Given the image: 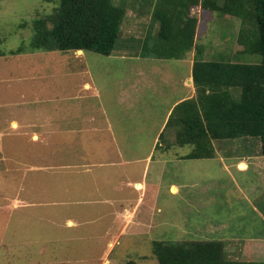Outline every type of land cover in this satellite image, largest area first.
<instances>
[{
    "label": "rangeland",
    "instance_id": "374dc122",
    "mask_svg": "<svg viewBox=\"0 0 264 264\" xmlns=\"http://www.w3.org/2000/svg\"><path fill=\"white\" fill-rule=\"evenodd\" d=\"M114 1L120 4L123 0ZM57 5L58 0H0V52L16 49L22 41L30 42L33 19L52 13ZM132 6L126 10L117 48L111 56L95 52L84 56V51L75 52L74 58H83L87 70L83 69L78 78L64 80L66 66L73 65L78 70L75 66L78 63L71 62L73 59L69 53L39 51L36 52L38 55L0 57V264H158L152 253L155 241L193 240H226L229 243H225V248L231 259L264 262V171L254 170V164L247 170L246 166L235 164L246 158L248 152L232 148L231 145L235 144L232 140H217L214 141L213 158L180 159L179 155L190 153L192 147L175 145L168 151L154 149V158L147 164L145 156L155 139L136 134L134 139L137 143L143 141L144 144L139 148L137 143L132 146V136H126V127L132 125L129 115L143 110L137 118H145L150 115L145 111L153 113L150 107L164 110L172 97L171 94L166 99H158L149 91L150 106L142 100L138 108L134 107V102L130 104L128 98H119L122 87L129 96L132 84H143L140 81L143 75L134 72L135 68L155 69L156 74L150 76L154 81L166 73V80L176 84L187 73L182 61L140 57L142 40L149 31L156 35L159 25L150 29V14L144 4L138 3L135 9ZM191 15L198 18L197 47L208 54L206 59H217V53L222 52L227 55V60L243 61V46L238 38L242 29L241 19L205 10L201 6L194 7ZM195 52L193 50L189 54ZM48 66H56L58 70L46 74ZM55 80L61 82L57 89L62 93L65 91L66 98L54 89L53 86L59 84ZM97 84L101 87L99 91ZM107 84L109 88H106ZM112 93L117 95L113 98ZM39 100L44 103H38ZM104 108L113 111L116 120L121 119L114 139L120 142L118 156L124 158L120 162L111 161L99 145L90 146L94 154L88 155V162H93L94 168L89 175L96 183L95 190L89 192L116 200L117 204L100 205L97 211L91 210V213L102 212L104 216L88 217L86 214L80 217L78 215L84 206H80L78 214L75 206L66 205L59 207L58 216L50 218L46 216V210H35L31 212L36 214L29 216L31 222H20L18 218L23 215L20 211L13 213L8 201L16 194L21 199L23 196L22 172L15 170H23V162L29 159L30 154L28 149L24 148L23 154L20 150L23 145L30 147V141L34 145L39 139L37 136L26 137L32 125L30 121L39 120L43 115L55 116L70 111L82 117L88 114L99 117L98 113L105 115ZM126 116L128 121L124 120ZM145 125L146 121L141 122L140 127L143 131L149 130L150 125ZM104 132L99 131L98 134ZM170 139L171 144H176L175 137ZM252 144L260 153V141L253 139ZM45 156L56 161L62 157L50 150L45 151ZM77 157L81 162L83 156ZM6 158L22 160L7 161ZM256 159L263 161L264 157L252 155V160ZM103 160L108 163L95 165ZM127 179L132 183L144 181L145 189L128 185ZM46 182V177H43L39 187L46 188ZM173 187L176 189L172 190ZM55 193L51 192L50 197ZM56 199H62L61 195ZM137 202L138 212L135 215L134 210V220L127 228H124V222L109 216L112 208L121 211L127 204L125 207L133 209L131 207ZM68 219L86 222L74 226L69 222L68 226ZM112 242L115 246L108 251Z\"/></svg>",
    "mask_w": 264,
    "mask_h": 264
},
{
    "label": "trees",
    "instance_id": "16d2710c",
    "mask_svg": "<svg viewBox=\"0 0 264 264\" xmlns=\"http://www.w3.org/2000/svg\"><path fill=\"white\" fill-rule=\"evenodd\" d=\"M138 3L147 7L150 29L159 25L156 35L149 31L142 40L141 58L182 61L196 50L192 77L197 94L174 108L158 149L190 146L192 151L179 155L180 159H209L214 157V141L253 138L260 141L264 156V0H123L120 4L58 0L52 13L31 22L30 42L22 41L16 49L0 52V57L57 51L69 53L71 62L78 63L75 66L86 69L83 58H74L75 52L111 56L127 8L135 9ZM196 6L241 19L242 62L227 60L222 52L217 59L204 58L206 53L196 42L198 18L191 15ZM182 62L187 69L189 65ZM170 137H175L176 144L170 143ZM152 250L158 264H264L231 259L219 240L155 241Z\"/></svg>",
    "mask_w": 264,
    "mask_h": 264
},
{
    "label": "crops",
    "instance_id": "0c3cea01",
    "mask_svg": "<svg viewBox=\"0 0 264 264\" xmlns=\"http://www.w3.org/2000/svg\"><path fill=\"white\" fill-rule=\"evenodd\" d=\"M46 53V52H44ZM49 53V52H48ZM52 53V52H50ZM79 53H82V50H79ZM31 55V54H27ZM35 55H38L37 53ZM21 56V55H20ZM26 56V55H22ZM195 60V54L190 55L189 53L186 55L185 64H188L187 73L184 74L180 81L176 84L175 81L169 82L168 79L166 80L167 74L165 73L163 76L159 75L156 81L152 80L150 76L155 73V69L150 68L147 71L145 70V66H137L135 69L139 74L143 75V78L140 79L141 83L134 86H130L129 88V96L128 92H126L125 88H121L120 97L124 100L127 98L132 102H134V107L138 108L140 101L151 102L148 94L149 91H152L154 97L158 99H166L167 95H171L172 97L170 101L167 102L165 105L164 110H159L158 108L150 107L151 112L145 111L147 115L145 118L138 119V116H141V112H136L135 115H129V121L132 125L126 127V136H129L132 139V146L137 143V140L134 139L135 135H143L153 137L155 139V143L152 147H148L149 153L145 156L146 163L152 162L154 158V154H152L153 150L158 149V146H162L160 142V137L163 135L167 128V123L169 121V117L173 112L174 108L182 103L185 100H190L195 98L197 94L196 87L194 85V80L192 77V69L193 63ZM56 66H52L51 68L48 66L45 68V73H52L54 69L58 68ZM78 70L73 65L66 66L64 80L70 81L71 79L78 78L79 74H81L83 69H80L79 66ZM159 69L158 67H156ZM86 70V69H85ZM87 71V70H86ZM118 71V70H117ZM157 71V70H156ZM90 75V74H89ZM28 78V75H24ZM138 77H141L137 75ZM96 78V76H94ZM91 78V75H90ZM57 79V78H56ZM55 82L59 84H55L53 87L57 89L61 87V82L55 80ZM98 86V84H97ZM98 86V91H99ZM58 93L65 96L66 92L57 89ZM178 92V94H177ZM177 94V95H176ZM113 98L117 95V93L111 94ZM146 97L148 101H146ZM113 100V99H112ZM38 103H44L42 100H39ZM66 103V102H65ZM122 107V104L119 105ZM150 106V105H149ZM106 108V107H105ZM104 108V113L100 114L99 117L95 115L90 116L85 115L82 117L81 114L75 115L73 113L68 112L60 115H49V116H41L39 120L30 121L31 128L28 129V133L25 134L26 137H35L37 136L39 139L33 144H30L31 141L28 143L30 147L27 145H23L22 154L24 152V148L29 150V159L23 162V170H15L16 172H22V180H23V196L21 199L20 195H14L9 202V206L12 207L13 213L20 211L23 217L18 218V220L24 224L31 222L29 216H33L36 213H32L31 211L38 210L43 211L46 210V216H58L59 215V207L72 205L75 206L76 213H80V206H84V210L78 216L84 217L88 214V217L92 216H104V213H91V210L97 211V206L110 204L114 205L117 204L116 200L107 198V197H99L100 194H92L89 191L95 190V183L96 181L92 180L90 177V173L92 172V165L93 162H88V155L91 156V152L94 154L93 151L89 149L90 146L93 144L99 145V148L104 149L105 153L108 154V157L112 159L111 161L118 160L119 162L124 156H118L120 150V142H117L114 139L116 137L118 127L117 124H120L119 121L121 119H117L114 117L113 111H106L107 109ZM112 109V106H110ZM122 111V110H121ZM137 111V110H136ZM114 113H121L118 111H114ZM162 113V114H161ZM60 116V118H58ZM125 116V115H124ZM49 120L50 124L46 120ZM104 119L102 121L101 119ZM90 120V122H87ZM128 121V117L126 116L125 119ZM156 120V123L154 121ZM41 121V123H39ZM91 121H94L91 122ZM137 121H139L137 123ZM146 121V125L148 126L147 131H143L140 127L141 122ZM14 122V121H13ZM96 122V123H95ZM15 123V122H14ZM26 124V123H25ZM123 124V123H122ZM124 125V124H123ZM145 125V126H146ZM121 126V124H120ZM139 129L140 131H136L135 128ZM155 128V129H154ZM99 131H105L104 134H98ZM143 131V132H142ZM130 140V139H129ZM131 141V140H130ZM253 138H242L239 140H233L235 144H232V148L238 151V149H243L244 151L248 152V154L256 155L260 158V153L256 152L254 149V145L252 144ZM67 143V144H66ZM139 144V148H143L144 144L143 141L137 143ZM101 145V146H100ZM164 146V145H163ZM66 147V148H65ZM134 148V147H133ZM260 148V147H259ZM130 149V148H129ZM135 149V148H134ZM10 150V149H9ZM50 150V152L61 154L62 157L60 160H49L45 156V151ZM53 150V151H52ZM14 151V150H10ZM5 152V151H4ZM16 152V151H15ZM258 153V154H256ZM66 154V155H64ZM69 154V155H68ZM260 154V155H259ZM79 155H82V161H78ZM117 155V156H116ZM246 155V158H243L236 162L235 164L238 165L239 163H244L247 169L250 168V165L254 164V170H263L264 171V160L258 161L259 159L252 160V155ZM262 157H264L262 155ZM45 158V159H44ZM8 160H22V159H15V158H6ZM261 160V159H260ZM131 161V160H129ZM134 161V160H133ZM88 162V163H87ZM123 162V161H122ZM108 163L107 161H100V163H95V165ZM233 165V164H232ZM147 166V165H146ZM227 167V166H226ZM11 171H13L11 169ZM43 177H46V188L45 186L39 187L41 182H43ZM128 185H134V187H138L140 190L145 189L144 181H138L136 183L130 182L127 179ZM140 184V186H137ZM176 187H173V189ZM137 189V188H136ZM138 190V189H137ZM88 191V192H87ZM51 192H56L54 196H51ZM81 192H84L81 194ZM59 195H61L62 199H56ZM94 195V196H93ZM141 200V199H139ZM138 202L135 204L133 209H129L125 207L121 209L112 208V212L109 216H115L119 222H124V228H127L129 224H131L134 220L132 217L137 214V207ZM115 206V205H114ZM23 207V209H22ZM113 207V206H112ZM136 208V209H135ZM256 209V207H254ZM22 209V210H21ZM133 214V216H132ZM28 216V218H27ZM126 217V218H124ZM135 217V216H134ZM127 220V222H126ZM71 222L74 225L84 223L86 221L68 219L67 225ZM69 226V225H68ZM224 243H229L226 240L223 241ZM115 246V243L112 242L108 248V251ZM240 247V246H238ZM248 262H257V261H248ZM260 263V262H257Z\"/></svg>",
    "mask_w": 264,
    "mask_h": 264
},
{
    "label": "clouds",
    "instance_id": "9594fccd",
    "mask_svg": "<svg viewBox=\"0 0 264 264\" xmlns=\"http://www.w3.org/2000/svg\"><path fill=\"white\" fill-rule=\"evenodd\" d=\"M197 39H198V37H197V34H196V42H197ZM82 51H83V50H82ZM215 54H216V53H215ZM217 55H218V53H217ZM206 57H208V54H207V53L205 54V57H204V58L206 59ZM159 139H160V138H159Z\"/></svg>",
    "mask_w": 264,
    "mask_h": 264
},
{
    "label": "bare ground",
    "instance_id": "6f19581e",
    "mask_svg": "<svg viewBox=\"0 0 264 264\" xmlns=\"http://www.w3.org/2000/svg\"><path fill=\"white\" fill-rule=\"evenodd\" d=\"M140 186V185H139Z\"/></svg>",
    "mask_w": 264,
    "mask_h": 264
}]
</instances>
